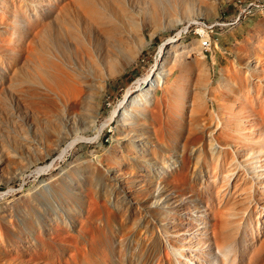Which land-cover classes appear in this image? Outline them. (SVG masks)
Segmentation results:
<instances>
[{"label": "rangeland", "instance_id": "rangeland-1", "mask_svg": "<svg viewBox=\"0 0 264 264\" xmlns=\"http://www.w3.org/2000/svg\"><path fill=\"white\" fill-rule=\"evenodd\" d=\"M239 1L0 0V264H264V115L251 111L260 143L247 152L248 187L235 191L207 152L197 164L159 130L166 102L175 111L194 82L205 88V117L237 104L248 71L264 86V1L237 15ZM114 40L126 43L117 60L79 67L84 48ZM52 67L85 83L59 91L45 73ZM161 68L172 71L168 84L138 134L124 133L113 111ZM82 106L79 140L43 157L57 114ZM9 156L20 157L19 171Z\"/></svg>", "mask_w": 264, "mask_h": 264}, {"label": "bare ground", "instance_id": "bare-ground-1", "mask_svg": "<svg viewBox=\"0 0 264 264\" xmlns=\"http://www.w3.org/2000/svg\"><path fill=\"white\" fill-rule=\"evenodd\" d=\"M132 26L137 29V31L140 30L138 22H133ZM107 38L109 39V37ZM202 45L207 48L210 44L204 39L202 40ZM125 48L126 43L119 40H114L111 45H108V49L106 48L105 51L101 48L98 50L96 49L97 51L90 47L89 49L84 48L82 51L83 56L79 59V67L82 69H92V66L97 65V60L101 57H106L108 61L113 62L123 54ZM128 62L129 60L126 61L125 59L124 64L120 68L113 67V71L108 70L109 76L121 71ZM52 68L53 69H50V72L47 73L46 70L45 73L48 76L47 79L50 78L55 82L54 85H56L59 91H65L68 89L66 87L67 85L73 86V83L77 81L85 83V80H82L80 76L76 75V70L65 72L60 69H54V67ZM163 70L164 69L161 68L157 73L146 75L144 78L138 80L134 92L129 94L128 91L124 95L122 110L120 112H116V110L113 111L112 117L114 116L116 118L117 123L120 126L119 129L124 133L138 134L136 133L138 130L137 125L142 123V120L147 119L144 109L152 105L158 89L168 84L172 71L169 73L167 71L164 72ZM43 71L42 73L44 74ZM104 79L102 80L103 82ZM241 79L239 80V85H241L240 91L242 98H238L240 101L238 102L237 100V104H235L234 101L232 105L228 104L230 108L228 111H225V113L223 111L222 113L217 112L218 114L215 115H213L214 113H211L209 115L210 117L204 116V112L207 109V104L205 102H203L204 105L202 104L203 97L206 95V92L204 91L205 88L202 89L200 85H197V82L192 83L186 93V99L175 111L171 110L170 102H166L165 107L169 110V113L160 118L161 126L159 127L162 143L168 148L172 147L178 149L181 147L183 154L191 149L190 154L193 156L192 160H194L195 163L199 164L200 161L207 163L204 154L207 152L210 156V160L215 162V166L219 170V173L221 174V171H224L226 179L229 178V180L232 181V188L234 191L238 188L248 187V175L249 172L253 171L252 167L254 164L252 163L254 161L250 160V157L247 156V152L250 150L249 145L257 146L260 143L256 139L258 135L257 119L252 115L251 111L256 108L258 115L261 113L264 115V86H260L256 77L250 71L246 74L245 79ZM261 83L264 84V80H262ZM64 87H66V89H64ZM201 89L205 92L203 96L200 95L202 91ZM70 92L74 98H80L78 102L86 101V98L83 99L81 96L82 91L80 88H75L74 86V91ZM200 96H202L203 99L201 98L200 100ZM73 100L76 101L75 99ZM203 101L206 100L204 99ZM202 106L205 107L203 108ZM198 107L200 109L203 108V110H201L203 111V114L200 113L201 111ZM83 109L82 106L78 111H74V114L69 117L64 115L60 117L57 114L56 126L59 125V129L52 139L43 138L47 141L48 146V150L43 157L50 155L58 147L59 143L66 139H73L72 143L68 145L69 147L79 140V138L75 137L76 132H74V126L77 125L78 122L79 124L84 123ZM95 116L96 114L93 115L89 121H85L87 126H94ZM66 125L68 126L67 128ZM1 130L3 131V129ZM179 139H183L182 144L178 141ZM3 145L4 144H2V146ZM26 147L30 151L32 145H27ZM6 166L13 171H19L23 167V162L20 160V157L9 156L7 157ZM177 174L183 178L186 177V174L183 173V171L176 172L175 175L177 176ZM215 176L216 172L212 177ZM258 176L259 175H257V177ZM14 177V175L9 174L5 179L10 180ZM114 177L116 178L115 175ZM125 186L128 185L126 184ZM240 196H246L245 200L251 199V196L246 193H243Z\"/></svg>", "mask_w": 264, "mask_h": 264}, {"label": "built area", "instance_id": "built-area-1", "mask_svg": "<svg viewBox=\"0 0 264 264\" xmlns=\"http://www.w3.org/2000/svg\"><path fill=\"white\" fill-rule=\"evenodd\" d=\"M264 0H240V10H235L236 14H240L242 12H246L250 7L258 6L260 2H263ZM236 19V18H235ZM207 40V43L210 44L209 40Z\"/></svg>", "mask_w": 264, "mask_h": 264}]
</instances>
